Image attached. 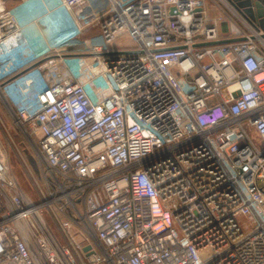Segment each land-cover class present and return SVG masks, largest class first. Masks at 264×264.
<instances>
[{"label": "built area", "instance_id": "built-area-1", "mask_svg": "<svg viewBox=\"0 0 264 264\" xmlns=\"http://www.w3.org/2000/svg\"><path fill=\"white\" fill-rule=\"evenodd\" d=\"M62 1L67 42L104 44L0 54V264H264V30L230 0Z\"/></svg>", "mask_w": 264, "mask_h": 264}, {"label": "bare ground", "instance_id": "bare-ground-1", "mask_svg": "<svg viewBox=\"0 0 264 264\" xmlns=\"http://www.w3.org/2000/svg\"><path fill=\"white\" fill-rule=\"evenodd\" d=\"M74 30L75 20L62 0H24L17 10L0 20V54L22 41L41 57L52 48L68 45Z\"/></svg>", "mask_w": 264, "mask_h": 264}, {"label": "rangeland", "instance_id": "rangeland-1", "mask_svg": "<svg viewBox=\"0 0 264 264\" xmlns=\"http://www.w3.org/2000/svg\"><path fill=\"white\" fill-rule=\"evenodd\" d=\"M13 6H15L16 8L20 7L19 2H16L15 4H13ZM71 15L74 18V14ZM75 20V18H74ZM6 28V27H5ZM10 26H7V29H9ZM9 32H11L10 30H8ZM118 44L113 46V47H123V46H127V45H131V41L129 39H120L119 42H117ZM97 44H104V39L102 34L100 33L99 29H93L92 31H90L89 34L87 35H82L77 37L74 40H71L68 45H66L65 47H61L58 48V52L62 55H72V54H81L83 49H87L89 50L90 48H92L94 45ZM17 45V44H15ZM25 45L26 47L27 44H22ZM26 47H21L18 50L24 49L23 51L26 52V54L28 53V50L30 51L29 48ZM25 55V54H24ZM0 115L2 117V120L8 124L11 125L12 121L10 119V116H8V114L6 113V108L4 107V105L2 103H0ZM19 141V140H18ZM23 153L26 157V160L30 166V168L33 169V171L35 173H38V166L36 163V160L33 156V154L30 152L29 149L27 148H22ZM12 168L16 174V178L18 180V183L20 185V187L22 188V190L31 198L35 199L36 195H35V191L33 188L32 183L29 180L27 173V170L25 169L26 167L21 166V164L16 161V159H13L12 161ZM25 169V170H24ZM253 226H249L248 230H250Z\"/></svg>", "mask_w": 264, "mask_h": 264}, {"label": "water", "instance_id": "water-1", "mask_svg": "<svg viewBox=\"0 0 264 264\" xmlns=\"http://www.w3.org/2000/svg\"><path fill=\"white\" fill-rule=\"evenodd\" d=\"M238 9H244L243 14L245 17H247L250 21L255 22L258 24L259 28L264 30V18H263V11L261 9V4L260 2L262 0H259L260 2H257V8L258 12L255 15L251 10L246 9L247 6L251 4V0H230ZM172 12H175V8H171ZM230 41H237V40H230ZM229 41H219V42H212V43H207L206 45H216V44H221Z\"/></svg>", "mask_w": 264, "mask_h": 264}, {"label": "crops", "instance_id": "crops-1", "mask_svg": "<svg viewBox=\"0 0 264 264\" xmlns=\"http://www.w3.org/2000/svg\"><path fill=\"white\" fill-rule=\"evenodd\" d=\"M12 56V55H11Z\"/></svg>", "mask_w": 264, "mask_h": 264}]
</instances>
